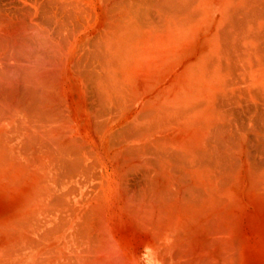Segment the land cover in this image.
Here are the masks:
<instances>
[{"label":"bare ground","instance_id":"obj_1","mask_svg":"<svg viewBox=\"0 0 264 264\" xmlns=\"http://www.w3.org/2000/svg\"><path fill=\"white\" fill-rule=\"evenodd\" d=\"M0 264H264V0H0Z\"/></svg>","mask_w":264,"mask_h":264}]
</instances>
